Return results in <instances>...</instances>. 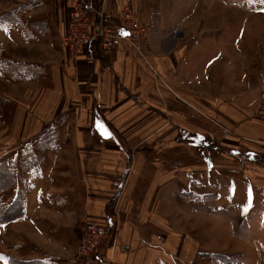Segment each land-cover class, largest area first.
Wrapping results in <instances>:
<instances>
[{"label": "rangeland", "instance_id": "rangeland-1", "mask_svg": "<svg viewBox=\"0 0 264 264\" xmlns=\"http://www.w3.org/2000/svg\"><path fill=\"white\" fill-rule=\"evenodd\" d=\"M27 1L0 0V16ZM154 1L160 5L166 1L167 11H174L175 23L168 20L167 12H161L164 7L153 14L158 25L157 36L166 35L161 27L170 22L174 29L168 36L174 38L175 44L184 38L183 44L175 46L177 56L173 69L185 75L189 84L184 87L190 89V98L203 102L205 109L185 101L191 111L189 134L177 127L176 144L159 151L158 159H151L152 162L144 164L143 169H155V165L162 171L193 169L178 174L181 178L174 176L172 187L159 190V196L189 191L197 195L216 194L215 200L198 205V209L208 212L215 206L217 225L214 219L197 216L198 220L191 224L192 232L203 245L209 246L210 251L223 253L232 264H264V188L258 183L264 176V0ZM44 2L33 12L40 11ZM177 25L182 29L176 28ZM53 26L51 24L46 34L45 43H39L45 35L25 40L17 26L0 27V160L15 159L18 149L39 134L25 141L15 140L13 118L30 85L36 91L38 86L49 85L35 83L36 80L35 84L29 85L22 79L12 81L5 62H32L46 65L50 71L51 64L45 61L59 50V34L54 32ZM146 45L150 50L148 42ZM94 47L108 51L99 42ZM175 92L176 100L184 102V95ZM66 121L63 117L56 147L45 152L44 161L34 167L32 177H22L25 178L22 187L26 202H31L32 224L40 229L34 231L28 222L18 224V230L12 225H0V259L4 262L3 253L13 251L10 245L13 241L19 243L15 251L21 258L47 253L73 261L72 250L86 221L83 215L85 191ZM130 160H126L128 167ZM194 169L208 170L199 173ZM210 169L227 170L214 172L217 177L214 180ZM248 169L253 170L249 173ZM166 176L167 173L161 174L159 180ZM237 177L246 181L232 179ZM140 181L144 183L148 179L141 178ZM209 202H213L212 206H207ZM166 209L163 205L160 212L165 214ZM174 213L172 220L175 219L176 227L182 229L186 217L178 210ZM214 230L219 233L217 237L210 233ZM170 256L172 262L165 264H192L176 253ZM220 262L201 257L198 264L223 263Z\"/></svg>", "mask_w": 264, "mask_h": 264}, {"label": "crops", "instance_id": "crops-1", "mask_svg": "<svg viewBox=\"0 0 264 264\" xmlns=\"http://www.w3.org/2000/svg\"><path fill=\"white\" fill-rule=\"evenodd\" d=\"M45 1L44 7L36 12H50L54 32L59 34V50L47 43L55 50L52 57L45 61L50 62L51 69L43 74L50 77L45 82L50 86H38L36 91L30 85L31 88L24 91L22 105L16 108L13 118L14 136L15 140L25 141L40 133L55 118L62 116L67 119L65 127H70V140L84 181L85 222L99 224L107 231L92 264H165L172 262L171 253L192 262L198 252H215L198 240L191 224L198 220L197 216H202L214 219L217 225L216 207L204 212L198 209L202 203L181 201L175 192L171 196H159V190L172 187L174 176L181 178L178 174L193 169L162 171L156 169L155 164V169H143L148 161L158 159L159 151L168 150L176 144L177 127L189 134L191 111L185 101L205 109L203 102L190 98V89L184 87L189 84L185 75L173 69L176 47L183 44L184 38L175 44L174 38L168 36L174 29H171L170 22L161 27L166 35L157 36L158 25L153 14L159 9L164 7L161 12H167L168 20L175 23L174 11H167L168 2L160 5L154 0H84L93 12L114 13L129 8L139 14L141 21L147 23L150 29L147 36L150 48L148 59L165 77L163 84L154 78L144 61L124 48L102 51L93 47L84 54L72 57L61 43L72 2ZM176 28L182 29L180 25ZM44 38L39 43H45L46 35ZM31 81L23 82L29 85L35 80ZM174 92L184 95V102L177 101ZM127 158L131 159L129 167ZM194 170L200 173L208 169ZM222 170L227 169H210L214 180L217 178L214 172ZM248 170L251 173L253 169ZM164 173L168 176L159 180ZM141 178L148 181L143 183ZM232 179L246 181L239 177ZM258 183L264 188V176ZM212 203L207 206H212ZM29 204L31 202L27 201L25 218L4 225H12L18 230V224L28 222L34 231L39 230L40 226L32 224L33 213ZM163 205L167 207L165 214L160 212ZM176 210L186 217L182 229L176 227L175 219L172 220ZM26 228L29 229V226ZM210 233L212 237L219 235L215 230ZM10 235L8 232V240ZM78 239L79 235L72 257ZM122 243L129 246L127 251L117 248ZM10 245L13 251L3 253L6 261L0 259V264H76L74 258L71 263L58 254L21 258L15 251L19 243L13 241Z\"/></svg>", "mask_w": 264, "mask_h": 264}, {"label": "trees", "instance_id": "trees-1", "mask_svg": "<svg viewBox=\"0 0 264 264\" xmlns=\"http://www.w3.org/2000/svg\"><path fill=\"white\" fill-rule=\"evenodd\" d=\"M42 4L43 0H28L7 10L0 16V27L17 26L25 40L38 39L39 36L46 35L52 24L50 12H33L36 7ZM5 63H8L7 72L12 81L32 79L45 83L46 80H50V77L47 78L43 75L46 70L48 71L46 65L16 60ZM62 123L63 117L60 116L31 141L24 144L21 149H18L15 159L13 157L0 160V225L23 219L26 216V192L22 187L25 178L22 177L24 175L32 177L34 167L44 161L45 152L56 147L58 128ZM177 198L181 201L204 203L215 200L217 195L214 193L197 195L189 191L188 193L180 192ZM201 257L219 260L224 264H232L230 259L220 252H198L195 254L192 264H198Z\"/></svg>", "mask_w": 264, "mask_h": 264}, {"label": "built area", "instance_id": "built-area-1", "mask_svg": "<svg viewBox=\"0 0 264 264\" xmlns=\"http://www.w3.org/2000/svg\"><path fill=\"white\" fill-rule=\"evenodd\" d=\"M71 2L61 43L72 57L86 53L97 42L108 51L124 48L129 50L132 56L144 61L157 81L164 82L159 70L148 59L149 49L146 44L150 32L149 25L141 21L136 11L124 8L114 13L102 10L93 12L84 0ZM106 236L105 227L85 222L75 247L74 262L92 264ZM117 248L127 251L129 246L122 243Z\"/></svg>", "mask_w": 264, "mask_h": 264}]
</instances>
